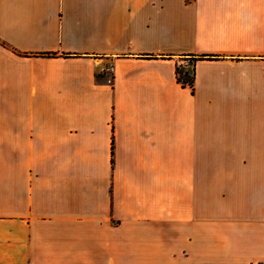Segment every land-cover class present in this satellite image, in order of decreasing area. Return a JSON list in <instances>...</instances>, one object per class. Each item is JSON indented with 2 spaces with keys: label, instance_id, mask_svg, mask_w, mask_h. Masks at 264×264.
I'll use <instances>...</instances> for the list:
<instances>
[{
  "label": "crops",
  "instance_id": "0c3cea01",
  "mask_svg": "<svg viewBox=\"0 0 264 264\" xmlns=\"http://www.w3.org/2000/svg\"><path fill=\"white\" fill-rule=\"evenodd\" d=\"M0 97V264H264V0H0Z\"/></svg>",
  "mask_w": 264,
  "mask_h": 264
},
{
  "label": "trees",
  "instance_id": "16d2710c",
  "mask_svg": "<svg viewBox=\"0 0 264 264\" xmlns=\"http://www.w3.org/2000/svg\"><path fill=\"white\" fill-rule=\"evenodd\" d=\"M187 59V64H176L175 74L178 82L193 89L194 83V62L198 59H213L215 56L212 55H187L183 57Z\"/></svg>",
  "mask_w": 264,
  "mask_h": 264
},
{
  "label": "built area",
  "instance_id": "2783aa9c",
  "mask_svg": "<svg viewBox=\"0 0 264 264\" xmlns=\"http://www.w3.org/2000/svg\"><path fill=\"white\" fill-rule=\"evenodd\" d=\"M112 70V67H108L107 68V71H111ZM111 80V78H109V81Z\"/></svg>",
  "mask_w": 264,
  "mask_h": 264
},
{
  "label": "rangeland",
  "instance_id": "374dc122",
  "mask_svg": "<svg viewBox=\"0 0 264 264\" xmlns=\"http://www.w3.org/2000/svg\"><path fill=\"white\" fill-rule=\"evenodd\" d=\"M0 101H1V97H0ZM0 118H2V110H0Z\"/></svg>",
  "mask_w": 264,
  "mask_h": 264
}]
</instances>
